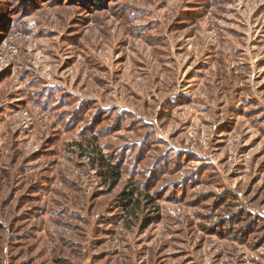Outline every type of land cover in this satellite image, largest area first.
Returning <instances> with one entry per match:
<instances>
[{
  "label": "rangeland",
  "instance_id": "rangeland-1",
  "mask_svg": "<svg viewBox=\"0 0 264 264\" xmlns=\"http://www.w3.org/2000/svg\"><path fill=\"white\" fill-rule=\"evenodd\" d=\"M0 264H264V0H0Z\"/></svg>",
  "mask_w": 264,
  "mask_h": 264
},
{
  "label": "trees",
  "instance_id": "trees-1",
  "mask_svg": "<svg viewBox=\"0 0 264 264\" xmlns=\"http://www.w3.org/2000/svg\"><path fill=\"white\" fill-rule=\"evenodd\" d=\"M94 155V153H92ZM101 165H103V168H105L104 174L108 177V179L112 178V187H115L120 179H121V173L120 169L117 165H113L106 161L105 158L101 159ZM136 191L133 192H123L122 197L124 199L123 203H125L126 210L135 209L141 206L140 198L135 197ZM150 224L149 222L147 225Z\"/></svg>",
  "mask_w": 264,
  "mask_h": 264
}]
</instances>
